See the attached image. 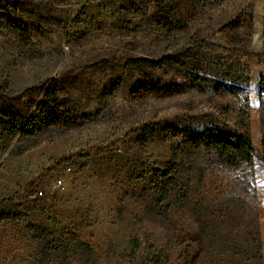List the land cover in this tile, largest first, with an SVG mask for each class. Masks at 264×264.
Wrapping results in <instances>:
<instances>
[{"label":"rangeland","instance_id":"374dc122","mask_svg":"<svg viewBox=\"0 0 264 264\" xmlns=\"http://www.w3.org/2000/svg\"><path fill=\"white\" fill-rule=\"evenodd\" d=\"M3 1L11 9V0ZM30 1L15 14L43 33L25 47L0 27V77L15 90L58 78L60 97L71 98L89 119L64 134L51 131L24 152V139L0 145V264H133L125 247L134 233L146 247L165 250L167 264H180L188 243L169 225L140 219L176 138L160 132L141 145L132 131L175 117L200 129L207 126L203 114L224 118L219 104L229 106L232 122L247 108L254 167L209 163L198 153L186 167L183 192L170 189L163 205L195 227L206 217L210 233L200 264L241 263L223 247L242 242L248 225L259 229L264 264V64L251 56L264 52V0H212L190 10L187 30L171 33L157 27L151 5L139 0ZM237 16H252L253 23L232 46L221 28ZM183 47L213 75H244V91L223 96L195 87L139 97L142 73L169 77L163 57ZM77 238L91 250L77 246Z\"/></svg>","mask_w":264,"mask_h":264},{"label":"trees","instance_id":"16d2710c","mask_svg":"<svg viewBox=\"0 0 264 264\" xmlns=\"http://www.w3.org/2000/svg\"><path fill=\"white\" fill-rule=\"evenodd\" d=\"M151 5V16L154 23L166 32L184 31L189 27L191 9L212 3V0H139ZM0 0V27L12 34L25 47H28L31 36L43 30L34 24L27 23L17 16V10H24L30 0H11L8 9ZM252 16H237L221 28L226 41L236 46L242 41L241 30L251 26ZM251 56L260 64H264V52H254ZM171 69L169 77H153L148 72L142 73V81L136 87L139 97H170L183 94L193 88H203L217 95L239 94L245 89L247 80L237 73L213 75L203 70L202 61L191 48L183 47L178 53H169L163 57ZM189 60V61H187ZM248 79V78H247ZM260 84L264 90V72ZM62 83L58 78H50L15 90L5 77H0V145L6 147L15 139L27 142L24 152L33 148L50 136L51 131L58 130L62 134L80 128L89 119L87 112L81 111L71 98H62ZM264 102V100H263ZM224 118L216 119L211 114H203L200 120L207 126L196 129L185 123V118H174L168 121H157L145 124L132 131L137 143L143 145L153 136L165 132L176 138L171 150V161L166 169L156 174L155 194L150 203H145L140 215L141 221L153 220L165 223L173 228L183 242H187L180 254V264H200L206 239L210 233V225L204 222L195 227L182 218L168 214L163 205L170 189L183 192L181 181L188 164L194 163L198 153H205L209 163L238 166L246 164L254 167V145L249 135L247 108L241 110L236 122L227 118L229 106L219 104ZM197 121L198 117L191 116ZM264 144V137H263ZM264 161V156L262 157ZM2 216H0V219ZM243 241H233L223 250L238 257L241 263L261 264L263 252L260 232L256 225H248L243 232ZM76 245L91 250L84 240L77 238ZM198 250L192 249V244ZM145 245L139 233L132 234L125 247V255L133 264H167L169 254L162 248L153 250Z\"/></svg>","mask_w":264,"mask_h":264},{"label":"built area","instance_id":"2783aa9c","mask_svg":"<svg viewBox=\"0 0 264 264\" xmlns=\"http://www.w3.org/2000/svg\"><path fill=\"white\" fill-rule=\"evenodd\" d=\"M58 184H61L60 180L58 181ZM37 193H38V195H41L42 194V190L39 189Z\"/></svg>","mask_w":264,"mask_h":264}]
</instances>
